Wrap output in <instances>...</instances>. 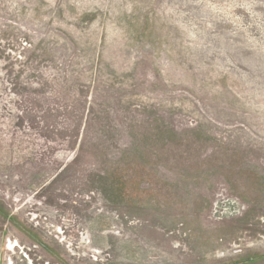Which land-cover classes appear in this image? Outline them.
I'll use <instances>...</instances> for the list:
<instances>
[{
	"label": "rangeland",
	"instance_id": "obj_1",
	"mask_svg": "<svg viewBox=\"0 0 264 264\" xmlns=\"http://www.w3.org/2000/svg\"><path fill=\"white\" fill-rule=\"evenodd\" d=\"M0 264H264V0H0Z\"/></svg>",
	"mask_w": 264,
	"mask_h": 264
}]
</instances>
